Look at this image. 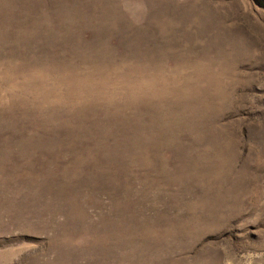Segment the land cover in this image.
<instances>
[{"label":"rangeland","instance_id":"1","mask_svg":"<svg viewBox=\"0 0 264 264\" xmlns=\"http://www.w3.org/2000/svg\"><path fill=\"white\" fill-rule=\"evenodd\" d=\"M0 264H264V0H0Z\"/></svg>","mask_w":264,"mask_h":264}]
</instances>
